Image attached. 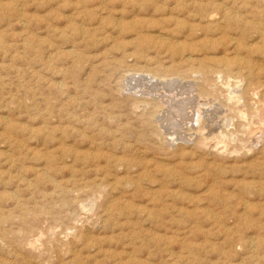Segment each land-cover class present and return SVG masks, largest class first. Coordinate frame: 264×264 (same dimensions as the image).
I'll return each instance as SVG.
<instances>
[{
	"label": "rangeland",
	"instance_id": "rangeland-1",
	"mask_svg": "<svg viewBox=\"0 0 264 264\" xmlns=\"http://www.w3.org/2000/svg\"><path fill=\"white\" fill-rule=\"evenodd\" d=\"M0 264H264V0H0Z\"/></svg>",
	"mask_w": 264,
	"mask_h": 264
},
{
	"label": "bare ground",
	"instance_id": "bare-ground-1",
	"mask_svg": "<svg viewBox=\"0 0 264 264\" xmlns=\"http://www.w3.org/2000/svg\"><path fill=\"white\" fill-rule=\"evenodd\" d=\"M208 16V15H206ZM221 71V70H220ZM204 72V71H203ZM156 81V80H155ZM156 83V82H155ZM234 91V90H233ZM171 94V93H170ZM194 94V93H193ZM209 94V93H208ZM231 95V94H230ZM200 96V95H199ZM207 98V97H206ZM186 99L187 98H184V99H177V100H172V101H169L170 102V108L168 109V111L172 114V115H180L179 113H182L183 110H184V107L186 105ZM189 103V102H188ZM190 104V103H189ZM169 107V106H168ZM232 107V106H231ZM182 111V112H181ZM176 112V113H175ZM183 114V113H182ZM245 114V113H244ZM184 115V114H183ZM211 129V128H210ZM235 132V131H234ZM221 137L223 135H220ZM233 141V140H232ZM197 142V141H196ZM223 144V143H221Z\"/></svg>",
	"mask_w": 264,
	"mask_h": 264
}]
</instances>
